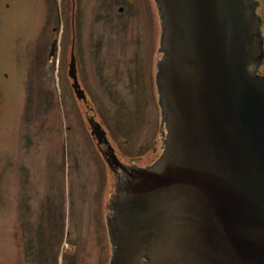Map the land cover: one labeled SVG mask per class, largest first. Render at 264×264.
<instances>
[{
    "label": "water",
    "instance_id": "obj_1",
    "mask_svg": "<svg viewBox=\"0 0 264 264\" xmlns=\"http://www.w3.org/2000/svg\"><path fill=\"white\" fill-rule=\"evenodd\" d=\"M154 1L164 146L118 178L111 212L110 181L109 264H264L263 51L252 0Z\"/></svg>",
    "mask_w": 264,
    "mask_h": 264
},
{
    "label": "rangeland",
    "instance_id": "obj_2",
    "mask_svg": "<svg viewBox=\"0 0 264 264\" xmlns=\"http://www.w3.org/2000/svg\"><path fill=\"white\" fill-rule=\"evenodd\" d=\"M99 3L0 0V72L8 73L0 85V264H53V244L68 247L72 240L95 241L100 238L92 236L96 229L106 241L110 176L91 148L85 105L69 93L71 45L92 112L109 132L123 109L108 100L105 91L120 89L132 100L123 89V77L113 73L136 56L151 63L160 23L153 0H134L131 6L116 0ZM99 74L109 77L106 87ZM139 107L140 125H150L156 137L155 100L142 99ZM133 128L134 123L128 132L124 127L123 136L129 140V151L139 153L143 137H134ZM26 233L37 246L31 256L22 252ZM61 255L65 264L64 254L58 255L57 264ZM86 260L93 264L92 256Z\"/></svg>",
    "mask_w": 264,
    "mask_h": 264
},
{
    "label": "flooded vegetation",
    "instance_id": "obj_3",
    "mask_svg": "<svg viewBox=\"0 0 264 264\" xmlns=\"http://www.w3.org/2000/svg\"><path fill=\"white\" fill-rule=\"evenodd\" d=\"M105 0H100V5L104 3ZM121 4L126 6H131L134 3V0H116ZM254 7L257 13V16L260 20V29L263 37V51H264V0H253ZM105 4V3H104ZM122 9V5L118 7V11ZM153 22V18H152ZM147 33H145L146 35ZM75 39V34H72L71 43L73 44ZM25 48V46H24ZM73 46L71 45V53H73ZM159 56L153 58L151 63L144 64L145 62L134 57L130 60V63L125 65L123 70L114 71V76L123 77L125 83L123 89H125L132 96V100L125 99L120 89H112L109 87L105 94L108 100L114 103H120L121 112L118 113L119 117H116V120L111 124L110 130L103 127L101 120L96 118L93 114V105H90L91 98L85 86L82 84L81 76L78 73L77 66L75 62L73 66L70 63L68 64V89L69 93L78 101H81L85 105V114L84 118L86 121L87 131L89 136L93 139V149L96 152V156H99L102 159L103 163L106 165L108 174L110 176V181L114 184L118 178L122 176L125 170L132 166H148L158 157L163 147V136L165 133V124L161 120L160 108L158 106V94L156 89L155 74H156V64L160 58V50L158 49ZM1 65V63H0ZM33 65V64H32ZM35 66L33 65V68ZM73 69V71H72ZM257 72L264 75V55L258 65ZM146 73L147 79L144 74ZM8 73L6 71L0 72V85L6 79ZM74 76V77H72ZM83 77V76H82ZM101 84L106 87L109 77L106 75L99 74ZM152 102L155 100L158 109H159V121L157 124L156 132L157 136H152V127L145 125H140L142 117V110L139 107V102L142 99H145ZM124 104V105H122ZM124 116H123V115ZM121 123H120V122ZM136 126V128L130 129L133 131V136L142 135V141L138 144L137 150L139 153L129 151L127 148L129 140L123 136V128L125 127L127 132L131 124ZM111 133V134H110ZM146 138V139H144ZM155 138V139H154ZM27 141V140H26ZM25 141V142H26ZM25 144V143H24ZM20 162V161H19ZM24 167L25 165L22 164ZM112 194V193H111ZM106 216V215H105ZM98 220L101 223V219L98 214ZM92 226V224L90 225ZM86 228V224L84 226ZM80 232L77 237L79 238ZM25 244L23 246L24 254L31 256L37 246L32 245V238L29 233H26ZM93 234L97 237L100 235V238L95 239V241H85V240H72L70 246L66 247L62 245V242L51 247L55 249L53 253L54 263L57 264V257L59 254H64L65 264H89L86 260L87 256H92L93 264H107V243L102 238V233L99 230H93ZM104 235V232H103ZM76 238V239H78ZM101 240V241H100ZM71 241V240H70ZM64 250V251H63ZM20 256V255H19ZM62 255L60 256V264L62 262ZM21 258V257H20ZM91 258V257H89Z\"/></svg>",
    "mask_w": 264,
    "mask_h": 264
}]
</instances>
